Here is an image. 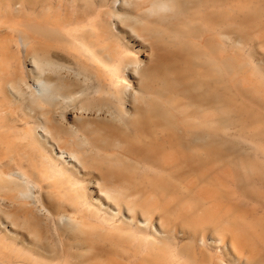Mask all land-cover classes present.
<instances>
[{
  "label": "bare ground",
  "instance_id": "bare-ground-1",
  "mask_svg": "<svg viewBox=\"0 0 264 264\" xmlns=\"http://www.w3.org/2000/svg\"><path fill=\"white\" fill-rule=\"evenodd\" d=\"M0 230L2 264H264V0H0Z\"/></svg>",
  "mask_w": 264,
  "mask_h": 264
},
{
  "label": "rangeland",
  "instance_id": "rangeland-1",
  "mask_svg": "<svg viewBox=\"0 0 264 264\" xmlns=\"http://www.w3.org/2000/svg\"><path fill=\"white\" fill-rule=\"evenodd\" d=\"M235 139H236V138H235ZM236 140H238V139H236ZM238 141H240L239 143H241L243 140H242V139H239ZM238 141H237V142H238ZM243 143H244V141H243L241 144H243ZM0 234H1V235L3 234V232H1V230H0ZM1 235H0V237H2ZM1 242H3V243L1 244ZM5 244H6V243H5L4 241L0 240V257H1V258H0V264H2L1 259L3 258V256L6 257V254H5V253H6V252H5V250H6V245H5ZM1 246H2V247H1ZM3 247H4V248H3ZM2 248L5 249V250L3 251ZM1 252H2V253H1ZM3 252H5V253L3 254ZM2 254H3V255H2Z\"/></svg>",
  "mask_w": 264,
  "mask_h": 264
}]
</instances>
